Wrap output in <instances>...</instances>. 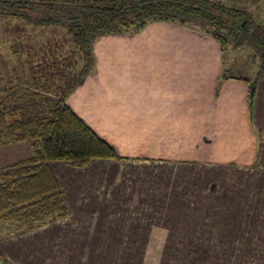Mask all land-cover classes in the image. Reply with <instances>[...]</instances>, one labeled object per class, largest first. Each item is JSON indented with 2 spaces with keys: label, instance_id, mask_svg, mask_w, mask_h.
<instances>
[{
  "label": "crops",
  "instance_id": "crops-1",
  "mask_svg": "<svg viewBox=\"0 0 264 264\" xmlns=\"http://www.w3.org/2000/svg\"><path fill=\"white\" fill-rule=\"evenodd\" d=\"M253 21L264 27V15L256 13ZM44 34L39 32L36 39L42 40L41 45H33L31 36L23 39H30L28 49L37 56L45 53L41 49L47 41ZM246 46L251 48L244 44L234 49ZM251 49L259 59L253 69L252 81L258 80L252 101L251 80L231 74L235 67L226 63L227 50L223 53L215 39L190 26L152 22L135 34L101 36L95 40L93 62L87 67L65 50L71 66L67 71L64 67L63 74H68L70 81L61 88V94L68 93L66 102L71 110L122 158L95 160L91 165L157 163L152 159L185 165L177 157L168 160L161 153L169 151L165 148L167 140L174 141V152L184 151L186 134L192 137L187 144L195 145L188 150L201 153L188 161L199 163L202 157L224 166L264 168V74L258 76L260 55ZM80 74L83 78L78 80ZM30 155L26 143L0 148V171ZM51 166L70 215L39 229L55 223L66 227L80 219L90 224L87 205L94 198L76 193V185L84 179L79 181L81 173L89 167L77 169L66 162ZM13 232L15 236L25 233L18 229ZM15 240L8 236L0 239L5 259L8 253L13 255L9 244Z\"/></svg>",
  "mask_w": 264,
  "mask_h": 264
},
{
  "label": "rangeland",
  "instance_id": "rangeland-1",
  "mask_svg": "<svg viewBox=\"0 0 264 264\" xmlns=\"http://www.w3.org/2000/svg\"><path fill=\"white\" fill-rule=\"evenodd\" d=\"M226 4L253 19L264 15V0ZM44 35L55 49L69 42L62 32ZM24 37V25L2 20L0 53L7 57L10 45ZM228 47L231 74L253 82L259 59L252 49ZM183 140L184 151L174 152V141L167 140L169 151L161 154L185 165L152 159L157 163L92 164L83 171L76 193L94 198L87 200L90 224L56 222L19 236L17 228L1 224L0 239H16L9 244L14 257L8 253L3 264H264V168L224 166L202 157L188 161L201 153L188 150L195 147L187 144L192 137L185 134Z\"/></svg>",
  "mask_w": 264,
  "mask_h": 264
},
{
  "label": "trees",
  "instance_id": "trees-1",
  "mask_svg": "<svg viewBox=\"0 0 264 264\" xmlns=\"http://www.w3.org/2000/svg\"><path fill=\"white\" fill-rule=\"evenodd\" d=\"M2 20L24 25L36 45L42 44L36 40L39 32H62L69 40L58 49L47 40L38 57L28 49L30 40L16 38L7 57L0 53V148L24 143L31 148L29 158L0 171V225L25 233L70 215L51 163L84 169L95 160L122 159L71 110L68 93L61 94L70 81L63 74L69 59L78 57L84 67L91 66L97 38L135 34L152 22L177 23L211 36L223 53L228 46L248 44L260 55L258 76L264 74V34L256 32L264 27L223 0H0ZM257 80L250 84L251 101ZM3 260L0 251V264Z\"/></svg>",
  "mask_w": 264,
  "mask_h": 264
}]
</instances>
